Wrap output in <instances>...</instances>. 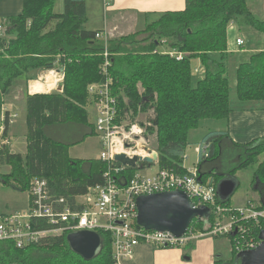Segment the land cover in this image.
Listing matches in <instances>:
<instances>
[{
    "label": "trees",
    "instance_id": "trees-1",
    "mask_svg": "<svg viewBox=\"0 0 264 264\" xmlns=\"http://www.w3.org/2000/svg\"><path fill=\"white\" fill-rule=\"evenodd\" d=\"M63 1V11L55 12L56 0H24L23 12L7 19L6 37L0 38V123L5 110V134L11 123V110L5 98L14 80L22 76L30 79L39 70L57 67L63 68L64 75L62 91L27 96V154L13 152L9 145H4L0 150V166L8 164L12 168L3 176L0 171V179L5 184L16 182L21 191H28L33 177H44L53 193L72 201L75 196L87 193L89 187L103 184V174L109 166L108 161L74 158L69 153L70 146L97 134L94 116L91 121L85 106L93 102L89 85L104 79L101 64L106 44L97 37L103 30L85 28L86 0ZM240 16L246 25L264 35V16L257 18L248 0H186L184 10L164 12L148 24L147 30L154 31L150 37L140 40L142 31H138L108 40L111 91L118 104L119 121L127 113L125 97L134 115L149 109L155 111L154 126H148L147 131L156 133L158 169L187 174L184 157L191 131L207 119L225 120L232 111L228 27ZM164 38L168 39V50L160 49ZM171 49L182 53L183 58L170 56ZM213 52L220 57L214 58ZM195 58L201 60L204 68L198 76L193 71ZM235 74L240 101L264 100V47L239 63ZM204 144L208 145L206 156L201 150ZM199 147L197 168L201 180H210L216 189L223 178L254 168L253 186L263 200L257 207L264 209V158H259L264 155V137L239 144L227 130H210ZM226 162L232 164L226 168ZM154 164L125 167L117 177L130 181L137 171ZM232 196L223 200L217 193V204L234 212ZM206 219L213 222L215 216L210 213ZM242 222L248 236L259 237L264 229V219L259 224ZM35 225L49 227L44 220ZM204 225V219L191 223L203 230ZM68 233L48 234L23 248L13 241L0 242V264H116L110 232L101 231L103 250L89 261L70 249ZM229 238L232 244L233 237ZM231 252L241 253L235 250L234 243ZM218 261L220 258L216 264Z\"/></svg>",
    "mask_w": 264,
    "mask_h": 264
},
{
    "label": "built area",
    "instance_id": "built-area-1",
    "mask_svg": "<svg viewBox=\"0 0 264 264\" xmlns=\"http://www.w3.org/2000/svg\"><path fill=\"white\" fill-rule=\"evenodd\" d=\"M104 4L110 5V1L106 0ZM6 30V26L3 27L0 23V38L6 37ZM97 37L103 39L106 44L105 59L101 64L104 79L91 83L88 91L93 100L90 106L91 108L93 106L94 110L95 130L104 148L99 159L109 162L108 169L103 174L104 182L89 187L87 193L77 195L69 201L64 195L53 193L46 178L33 177L28 190L27 211L0 212V242L13 241L17 247L23 248L37 243L48 234L83 229L100 233L105 231L112 235V250L116 264H120L123 259L131 258L139 244H149L156 248H175L187 246L206 236L228 238L232 236V244L234 243L235 250L239 252L258 247L262 241L261 237L255 234L248 236L242 221L259 224L264 219V209H259L256 203L250 201L245 206L234 208V212L229 208L230 218L223 222L225 211L221 204H217L216 186L210 180L203 182L197 167L185 175L166 169H158L154 175H145L141 173L145 168L137 171L130 181H125L121 176L117 177L128 166L117 162L114 159L116 154L126 153L130 157H145L151 156L155 149L145 145V140L144 144L138 142L139 138H144V125L137 122L122 124L119 121L118 104L111 91L112 76L109 68L112 61L107 50L108 39L104 31L98 32ZM161 42L168 45L167 40ZM237 43L242 45L244 41L237 38ZM169 54L176 59L183 58V54L175 49H171ZM63 77L64 75L60 76L61 79ZM16 116L14 111L9 114L11 121ZM4 119L5 110L2 112L0 123V150L4 145L10 146L8 132L5 134ZM119 148L124 152H120ZM199 149L200 147L198 151ZM201 150L206 156L208 145L204 144ZM138 167H141V163ZM1 181L0 179V183ZM175 189L184 190L196 206L210 207V213L215 216L214 221L210 222L207 217L196 218L204 219V230H198L190 225L182 236L170 231L148 230L140 226L137 222L138 197ZM42 220L46 221L49 227L39 228L35 225Z\"/></svg>",
    "mask_w": 264,
    "mask_h": 264
},
{
    "label": "crops",
    "instance_id": "crops-1",
    "mask_svg": "<svg viewBox=\"0 0 264 264\" xmlns=\"http://www.w3.org/2000/svg\"><path fill=\"white\" fill-rule=\"evenodd\" d=\"M109 1L111 5L105 7L104 0H86L87 21L85 23V28L89 30H103L106 35L108 34L111 37L128 35L138 31H143V27L146 28L148 24L158 19L159 16L164 12L182 11L186 8V0ZM23 6L24 0H0V23H4L6 26L8 18L19 15L23 12ZM240 47H243V45ZM262 49H242L241 52H247L242 58H245L244 60L246 61L248 58H250L252 53L258 52ZM228 52L232 56L234 55V52L238 51H230V49H228ZM212 56L214 58H219L220 54L218 52H213ZM241 62L239 61L237 63V59L234 60L233 66H235V71ZM201 68L203 71V65H201ZM227 68H229L228 65ZM197 71H199V69ZM202 71L200 73H202ZM40 74L41 75L39 76V79L36 81H40L44 85V89L38 92H33L32 83L30 82L29 87L32 93L61 91L63 88V80L60 78V76L63 75V71L60 70V67H57L53 70L43 71ZM43 75H46V78H42L44 77ZM230 88L232 87L230 86ZM232 93L233 89H231L232 111L230 112L227 119H207L201 123L203 129H200V126L199 128L191 131L190 135H194L195 137L197 136V144H199L202 137L210 130H227L230 134V137L239 144H247L255 139L264 137V100L240 101L236 93V84L235 95H232ZM6 106L9 110L15 111L14 108H9L7 103ZM91 113L93 116V108H91ZM23 132L26 134L27 130ZM73 146L75 145L70 146V148ZM72 157L81 159H99V157H94L91 154L87 155V157ZM184 158H187L186 154ZM154 163V166H157L158 170V161H155ZM240 186L241 183L239 181V187ZM251 187L255 192H258L257 189H254V186ZM250 201L257 204L263 200H261L260 195L259 197L256 196L255 198L249 196L246 198L244 203H242V205L234 207L245 206ZM208 237L210 236H206L205 238ZM205 238L203 237L198 241H194L181 248H156L149 244H139L135 247L133 256L131 258L123 259L120 264H196L195 260L199 256V251L201 249L206 252L208 258L213 257L212 263L207 261L204 264H216V258H221V256L216 255L218 249L213 246V241L215 240H210L212 243L203 242L202 240ZM211 238L218 239L216 237Z\"/></svg>",
    "mask_w": 264,
    "mask_h": 264
},
{
    "label": "rangeland",
    "instance_id": "rangeland-1",
    "mask_svg": "<svg viewBox=\"0 0 264 264\" xmlns=\"http://www.w3.org/2000/svg\"><path fill=\"white\" fill-rule=\"evenodd\" d=\"M106 0H104L105 2ZM105 7L110 6L107 4H104ZM248 5L250 10L253 12V14L257 18H262L264 16V0H248ZM64 9V1L63 0H56L55 3V12H62ZM151 20V19H150ZM149 20V21H150ZM3 27L5 26L4 23ZM52 23L51 25H54ZM143 31L140 33V40H143L147 37H150L154 31L151 29L147 30L146 28L143 27ZM126 36V35H122ZM122 36H115L111 37L108 34L106 35V38L109 39H114V38H120ZM244 41L243 47H240V45L237 43V38H240ZM103 40V39H102ZM130 40V39H129ZM163 40H167V38H164ZM123 42H127V40H124ZM168 45H163L159 44L161 47L160 49H166L169 47ZM129 46V45H128ZM167 46V47H166ZM228 46L230 51H238L234 52V55L228 57L227 60V65L229 66V80H230V86L233 89L232 95H235V84H236V75H235V66H233L234 60L237 59V63L240 61H245L242 57L246 55L247 52H241V50H256V49H262L264 47V36L261 32L256 30L250 25H246L244 23V17L240 16L236 23H231L228 27ZM2 51V47L0 46V52ZM251 53V52H248ZM249 59V58H248ZM236 63V64H237ZM193 65V71L195 75L201 74L200 72L202 71L201 65L202 62L199 58H195L192 61ZM196 68L199 69V71H196ZM53 70V69H51ZM43 71H48L47 69L45 70H39L38 75H35L34 77H31L30 79H27V77L22 76L19 78H16L14 80V85L10 89V94L6 96L5 102L8 104L9 108H14L15 111L14 113L17 114L16 117H13L10 127H9V132L8 135L10 137V148L12 149L13 152H20L22 155L27 154V141H26V134L23 131L27 130V124H26V107H27V96L32 93L30 91V82L32 83L33 81H36L39 79V76L41 75ZM63 80V79H62ZM63 87V86H62ZM63 89H61L62 91ZM55 91H47V92H40V93H52ZM125 101L127 104V113L126 115L122 118L121 123H130V122H137L139 124L144 123L147 126L144 128V138L138 139V142L141 144L147 145L151 149L157 150V141H156V133H151L147 131L148 126H154V117H155V111L152 109H149L147 112H140L138 115L132 114L133 111L130 110V105L129 99L125 97ZM85 108L89 111L90 115V120H93V116L91 113V106L87 104ZM93 108V106H92ZM12 111V110H11ZM13 124V125H12ZM12 126V128H11ZM200 129H203V126L200 127ZM197 136L195 137L194 135H190L189 137V145L186 148V156L187 158L184 161L185 167L187 170H193L195 167L198 165V159H199V152H198V146L196 142ZM104 150L101 139L100 137L95 134L91 135L84 142L78 143L77 145L71 147L69 149V153L72 156L75 157H87V155L91 154L94 157H100V153ZM158 151V150H157ZM121 152H124L123 150ZM145 154V152H141ZM260 159L264 158V155H261L259 157ZM232 163L226 162L225 167L229 166ZM143 166V165H142ZM141 166V167H142ZM224 167V168H225ZM12 166L11 165H2L0 166V171L1 175L3 176L5 173L9 172L11 170ZM223 168V169H224ZM145 169V168H144ZM225 170V169H224ZM157 171V166L155 167L154 165L151 167H147L146 170L142 171L141 173H144L145 175H154L155 172ZM238 181H240L241 186L237 189V191L234 193L232 196L231 202L232 206H240L244 201L246 200L247 197H259V192H255L251 186L254 185V168L248 167V169H242L237 171L236 175L234 176ZM13 185H16V182L10 181V183L5 184L4 182L1 181L0 183V212L5 213V212H10V213H21L24 211H27L29 208V193L28 191H21L18 186L14 187ZM255 189V187H254ZM225 211V215H223V222H226L229 220L230 215L229 213V208L222 207ZM237 208V207H234ZM233 208V209H234ZM205 226V225H204ZM202 230V229H198ZM203 238V237H202ZM205 238V237H204ZM201 239V238H200ZM199 240V239H198ZM196 240V241H198ZM210 240H215L214 242V247L218 249V252L216 255H220V261H218V264L223 262V264H243L244 262V256L242 255H233L231 252V247L232 244L230 243V239L228 236H223V237H218V239H212L211 237L205 238L202 241L203 242H211ZM195 241V242H196ZM185 247V246H184ZM181 248V247H180ZM208 255L206 252H204L202 249L199 251V256L195 260L196 264H201L205 262L212 263L213 262V257L208 258ZM217 260V258H216ZM216 263V262H215Z\"/></svg>",
    "mask_w": 264,
    "mask_h": 264
},
{
    "label": "water",
    "instance_id": "water-1",
    "mask_svg": "<svg viewBox=\"0 0 264 264\" xmlns=\"http://www.w3.org/2000/svg\"><path fill=\"white\" fill-rule=\"evenodd\" d=\"M63 71V68H60ZM159 158L157 150L151 152V156H128L126 153H118L114 156L122 165L137 168L138 164H152ZM239 181L233 177H225L218 184V195L221 199H229ZM138 217L140 226L148 230L170 231L182 236L190 227L193 220L210 215V207L196 206L188 194L181 189L164 191L138 197ZM236 232H234L235 234ZM260 237L262 239L258 247L239 253L244 256L243 264H264V229ZM67 242L70 249L85 260L95 259L103 250V236L98 231L74 230L67 234Z\"/></svg>",
    "mask_w": 264,
    "mask_h": 264
},
{
    "label": "bare ground",
    "instance_id": "bare-ground-1",
    "mask_svg": "<svg viewBox=\"0 0 264 264\" xmlns=\"http://www.w3.org/2000/svg\"><path fill=\"white\" fill-rule=\"evenodd\" d=\"M44 77L42 78H46V75H43ZM44 89V85L40 82V81H33L32 82V91L33 92H38ZM120 152L123 150L121 148H119ZM124 151V150H123Z\"/></svg>",
    "mask_w": 264,
    "mask_h": 264
}]
</instances>
